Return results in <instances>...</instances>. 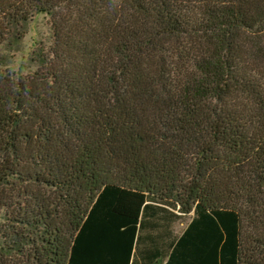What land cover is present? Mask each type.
Listing matches in <instances>:
<instances>
[{
  "label": "trees",
  "instance_id": "16d2710c",
  "mask_svg": "<svg viewBox=\"0 0 264 264\" xmlns=\"http://www.w3.org/2000/svg\"><path fill=\"white\" fill-rule=\"evenodd\" d=\"M0 264H264V0H0Z\"/></svg>",
  "mask_w": 264,
  "mask_h": 264
},
{
  "label": "rangeland",
  "instance_id": "374dc122",
  "mask_svg": "<svg viewBox=\"0 0 264 264\" xmlns=\"http://www.w3.org/2000/svg\"><path fill=\"white\" fill-rule=\"evenodd\" d=\"M51 42V32L48 19L44 16L38 15L29 26L28 34L24 39L22 50L25 52L33 48V46L38 43H41L42 46L46 48L51 44ZM22 56V54H16L17 59Z\"/></svg>",
  "mask_w": 264,
  "mask_h": 264
}]
</instances>
